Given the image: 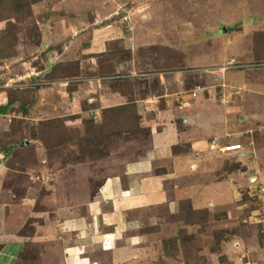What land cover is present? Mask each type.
<instances>
[{"label":"rangeland","instance_id":"374dc122","mask_svg":"<svg viewBox=\"0 0 264 264\" xmlns=\"http://www.w3.org/2000/svg\"><path fill=\"white\" fill-rule=\"evenodd\" d=\"M63 1L67 0H0V55L4 52L0 58V86L13 82L9 89L0 92L9 91V98L14 99L17 91L33 92L36 96L39 89L48 90L39 96L48 105L37 107L26 120L13 117L9 123L7 118L0 117V129H7L0 132V151L23 140L28 145L8 153V175L0 206L1 221L10 219L23 240L16 264H39V255L44 259L56 248L60 237L69 236L64 230L65 221L73 216L74 205L81 202L84 191L93 194L106 177L117 175L124 163L138 159L148 148V128L142 124L133 100L153 97L157 106L162 107L158 97L165 94L167 86L176 101L184 96L179 102L188 106L193 99L188 92L197 86L214 87L218 106L223 83L225 91H238L243 98L249 83L257 80L264 86V0H97V5L89 4L84 9L90 14L92 27L88 24L85 27L90 28L83 33L74 28L71 38L76 40L92 29L110 26L121 31L129 45L123 49L121 44H113L103 54L88 56L82 54L90 40L88 35L77 56L60 63L56 60L61 53L60 44L48 53L39 49L38 23L48 17L45 8ZM116 10L119 15L127 12L126 23L111 17ZM135 35L139 41L133 40ZM88 59L95 64L94 72L88 71ZM228 61L242 67L225 74L221 83L205 73ZM44 68L48 72L39 75L37 72ZM131 74L140 76L131 78ZM24 75V86L14 83ZM93 75L107 79L106 85L125 97V105L111 113L102 114L106 110L102 109L97 114L93 111L97 104L85 98L80 106L81 99L70 103L71 92L87 87V83L79 81ZM176 76L179 83L175 84L171 78ZM161 77L167 80L166 85L160 83ZM60 88L63 92H59ZM200 92H204V99L209 98L208 91ZM260 101L264 110V96ZM19 106L17 103V109L10 112L20 113ZM78 109L81 113L71 114ZM145 117L149 120L152 114ZM258 134L254 131L255 149H261L263 144ZM259 149L252 171L264 181V153ZM236 161L225 157L223 172L243 174L237 205L242 209L228 207L227 219L223 207L214 209L210 205L209 211L194 210L190 201L183 200L174 213L166 208L144 211L138 232L153 237L143 264H231L222 257L223 243L236 239L235 235L243 241L258 238L259 245L264 247V197L247 195L244 188L249 175L243 163ZM215 199L211 195L209 202ZM244 220L246 225L241 224ZM227 224L233 226L222 229ZM242 261L241 264L254 263V259L247 257Z\"/></svg>","mask_w":264,"mask_h":264},{"label":"crops","instance_id":"0c3cea01","mask_svg":"<svg viewBox=\"0 0 264 264\" xmlns=\"http://www.w3.org/2000/svg\"><path fill=\"white\" fill-rule=\"evenodd\" d=\"M71 1V4L67 0L66 3L63 1L59 5L51 4L48 9L45 8V11L48 10L46 11L48 17L38 23L41 40L39 49L43 53L52 51V47L60 44L62 49L56 60L66 63L67 59H74V56H77L78 51L83 48L81 42L88 38V35L90 40L85 43L86 48L82 54L100 55L113 44H121L122 48L126 49L125 47L129 45L126 36L118 29L112 30L108 25L92 29L79 39H72L70 33L74 28L83 33L86 28L92 27V23L89 24L90 14L84 9H87L89 4L97 5V0ZM57 12L61 15H56ZM59 18L61 20L57 21ZM88 24L89 26L85 27ZM79 27L84 28L78 29ZM133 40L139 41L136 35ZM88 60L90 62L87 64L88 71L94 72L95 64L93 60ZM11 65H14V58ZM47 72L48 70L44 68L37 73L45 75ZM160 79V83L166 85L167 80L163 77ZM171 79H174L175 84L179 81L177 76ZM20 81L25 82L26 75L19 76L16 82ZM80 82L87 83V87L85 90L76 88L71 92L70 103L81 99L80 106L82 99L85 98L89 103L97 104V109L93 110L97 114L102 109L125 105V97L111 90V87L106 85L107 79L93 75ZM11 83L13 82L0 86V90L9 89ZM223 87L220 98L227 101V105L221 100L217 106L214 87L204 88L208 91V99L202 97L204 92L197 93L186 107L179 106L174 94L167 90V86L164 88L165 94L158 97L163 103L162 107L157 106V100L153 97L133 100L136 110L142 117V124L149 131L148 148L138 159L124 163L117 175L106 177L93 194L84 191L81 202L74 205L73 216L65 221L64 230L69 236L62 239L60 237V241L55 243L56 248L48 252L44 259L39 255V264H143L145 260L143 256L153 237L138 232L142 226L144 211L166 208L167 211L174 213L176 205L183 200L190 201L194 210H208L210 205H213L214 209L223 207L226 212L232 205L242 209L237 205L240 200L238 196L241 194L238 191L241 188L239 180L244 176L236 171L223 172V159L227 156L236 158L237 163H243L245 173L249 175L244 188L247 195L262 196L253 191L252 182L263 185L264 181L252 171L259 149L257 146L255 149L252 144L256 131L259 133L258 139H262L263 142L259 150L264 153V110L260 108L264 86L257 80L249 83L248 93L244 98L238 91L236 93L225 91L224 83ZM46 91L48 90L39 89L35 96L37 103L32 109L27 110L28 115L13 110L10 112L11 109H17L15 103L7 115L0 117L7 118L9 123L14 118L26 120L29 114H34L37 107L48 105L46 99L39 97ZM59 92H63V89L60 88ZM6 94L5 91L0 92V107L7 102ZM152 103H155V106H150ZM236 103L238 106H235ZM79 113H81L79 109L78 112H71L72 115ZM150 114L152 117L147 120L145 116L149 117ZM3 131L7 132V129H0V132ZM211 142H217L219 148L240 145L242 151L229 154L211 151L209 149ZM19 143L21 142H15L14 145L18 146ZM178 148H183L184 151L175 152ZM251 155L253 158H250ZM7 175L6 159L0 152V206L4 200L3 186ZM211 195L216 196V199L212 200L214 202H209ZM229 202L231 204L228 206ZM227 215L228 212L225 217L229 219ZM245 223L246 220L241 224L246 225ZM230 226L233 224L224 225L222 229L227 230ZM16 231L10 219L2 222L0 218V264L17 262L23 240L17 236ZM235 236L236 239L223 243L224 262L241 264L242 259L247 257L254 259L253 264H264V247L259 245L258 238L254 240L251 237L249 241H243ZM221 242L223 241H220V246Z\"/></svg>","mask_w":264,"mask_h":264},{"label":"built area","instance_id":"2783aa9c","mask_svg":"<svg viewBox=\"0 0 264 264\" xmlns=\"http://www.w3.org/2000/svg\"><path fill=\"white\" fill-rule=\"evenodd\" d=\"M118 10L113 12L111 17L112 18L116 17V19H119L121 21V23H126L128 20V18L126 17L127 12L125 14L119 15ZM241 67H242L241 65H239L238 63H236L234 61H228L227 63H225L221 66H217L211 70H205V73L215 76V78L219 81H223L225 74H227L230 71L237 70ZM130 76H131V78H134V77H138L140 75L131 74ZM28 77L30 78V76H28ZM14 83H17V82H14ZM18 83H21L22 84L21 86H24L23 84L26 82H18ZM203 90H205L203 87L197 86L193 91L188 92L187 95H188V97H191L194 99L196 97V94L199 93V91H203ZM177 96L178 95H176V97ZM183 99H184V96H179V99L176 102L179 103L180 106H186L187 105L186 103L179 102L180 100L182 101ZM222 101H223V99H222ZM209 149L211 151H219L220 153H224V154L236 153V152L242 151L240 145H231V146H225L223 148H219L217 142H211ZM252 185H253V191L260 193L262 196H264V186L262 184H255V182H252Z\"/></svg>","mask_w":264,"mask_h":264},{"label":"trees","instance_id":"16d2710c","mask_svg":"<svg viewBox=\"0 0 264 264\" xmlns=\"http://www.w3.org/2000/svg\"><path fill=\"white\" fill-rule=\"evenodd\" d=\"M10 50L12 51V48ZM10 50L9 49L7 50V52H8V55H6L7 58L9 56ZM3 54H4V52H2V54L0 55V58L4 57V56H2ZM6 95H7V102L5 105L0 107V115H2V116L6 115V113L10 111V109L12 108V106L15 103H18L20 105L19 107H21L20 111L22 114H25V110L27 111L28 109H31L32 107H34V105L36 103V98H35L33 92H26V91L14 92L13 97H12L14 99L9 98V91ZM113 109H118V108L106 109V110L102 111V114L103 113H111ZM148 137H149V131H148ZM27 147H28L27 143H25V141H22L21 143H19L18 146L17 145L16 146H9L7 148H4L2 151H0L5 156L6 165L8 163V153L9 152H14L17 149H22V148L24 149ZM176 150H175V152H176Z\"/></svg>","mask_w":264,"mask_h":264},{"label":"clouds","instance_id":"9594fccd","mask_svg":"<svg viewBox=\"0 0 264 264\" xmlns=\"http://www.w3.org/2000/svg\"><path fill=\"white\" fill-rule=\"evenodd\" d=\"M227 154H229V153H227Z\"/></svg>","mask_w":264,"mask_h":264}]
</instances>
